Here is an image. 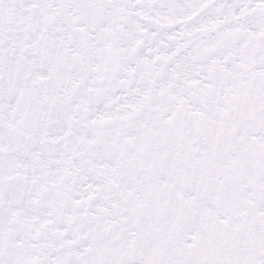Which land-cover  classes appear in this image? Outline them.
Masks as SVG:
<instances>
[{"label": "snow or ice", "instance_id": "6c2138e0", "mask_svg": "<svg viewBox=\"0 0 264 264\" xmlns=\"http://www.w3.org/2000/svg\"><path fill=\"white\" fill-rule=\"evenodd\" d=\"M0 264H264V0H0Z\"/></svg>", "mask_w": 264, "mask_h": 264}]
</instances>
